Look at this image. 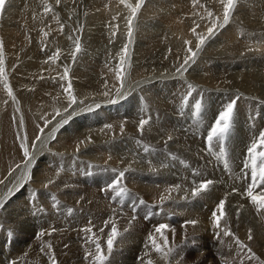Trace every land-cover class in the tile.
<instances>
[{
    "label": "bare ground",
    "instance_id": "1",
    "mask_svg": "<svg viewBox=\"0 0 264 264\" xmlns=\"http://www.w3.org/2000/svg\"><path fill=\"white\" fill-rule=\"evenodd\" d=\"M18 1L19 0H7L5 10L3 14L0 15V40H2L3 51H5V54L0 56V59L7 62H3L2 67L8 75L10 86L14 85L11 78L19 82L20 79H18L15 74L17 72H13L17 65L16 62L20 58L17 51L19 49L21 50L22 45H25L26 42L29 43V41H31V54H28L30 56L22 55L23 52L25 55L29 49H27V51L21 50L22 54L20 56H23L22 58L24 59L27 57L31 59L30 61L27 59V64L29 66L33 65V58L37 57L35 62H37L36 70L38 73L29 75V77H27L28 80H24L25 83L21 84V87H24V85H26V87L37 86V89L41 88L43 84L48 83L47 93L52 98V101L45 105L43 113H41L29 126L27 136L22 134V130L17 126L16 132H12L6 138L0 137V181H4L3 179L7 177L3 183H0V196L5 194L0 198V205H2V207H0V264H13V262H15V264H53V259L55 257L51 254L54 253L56 256V259H54L56 264H86V262L87 264L89 262L92 264L91 258L87 256V253L90 251L95 252L94 245L89 242L93 237V233L101 239L105 254H107L105 241L113 224L118 226L120 236L114 241V251L110 256L109 264H126L125 262H131L129 264H142L139 257H144L146 251L150 253V258L155 264H171V260H175L174 257L170 258L169 261H165L150 247L148 249L145 248V244L148 243V239H146L148 236H145V239H142L141 236L137 237L138 234H134V232H139V229L134 230L135 225L130 221L131 219L127 225H122V222L120 223L118 221L119 219H117V215L120 214L118 213L119 211L114 212V214L109 212V210L107 211V208H114L110 206L113 205L112 202H114L115 205L118 200L119 203L122 201L119 197H115V192L112 189L106 186L108 188L109 206L106 203L100 205L94 202H80V197L83 192L71 190L72 180L75 178V175L80 173L101 170L102 174L89 176L83 181V183L99 187L100 185H109L116 179L119 172H124L125 175L122 178L124 180L121 181V186L123 187L125 185L127 189V194L123 196L129 197L127 207L134 211L139 204L138 199L140 196H149V199H151L152 196L157 199L154 200L157 206L173 204L172 207L175 209L174 212H176V215L182 217L185 216L187 209L192 210L194 207L192 203L189 204L185 198L183 199V197L181 198L180 196L184 193L187 194V190L192 187L187 179H184L185 182L181 181L183 179H181L182 177H178L180 175L178 171L182 172L186 170V173L190 175L192 174V170L194 171L195 169L192 175L196 177V181L200 178L201 181L212 180L214 182L209 186V189L204 192L205 198L202 203L204 206L211 201L209 197L212 199L216 198L212 195L214 189H216V193L217 195L219 194L220 199L223 196L225 188L233 187L237 189L238 187L239 189L245 190L249 180H245L241 176L243 172H240V165L244 158V150L242 152L241 148L243 146H245V148L248 147L253 139L258 137L259 132L264 131V87L258 81V72L254 69L256 67H254V63L258 62V65L264 64V55L259 54L256 58V53L254 52V54L252 51L260 49L261 52V47L264 48V0H238L237 7L233 14L234 18H236L235 20L233 19L234 21L232 20L234 24L230 23L225 29L221 30V36L223 37L220 41L223 43L220 41L215 42V39L218 40L220 34H218V36L214 35L213 38H211H215L214 40L210 39V43L207 41L204 46L199 49L196 56L198 62L195 61L193 64V61H189L188 64L184 65L187 72L191 70L194 72V67H199L198 69L201 73L196 77H199V79L204 77L207 84L209 83V86H207V84H196L195 82H197V80H193V77H195L194 73L191 75L189 72L190 75L183 76L184 73H186L184 72L185 70L182 69L181 72H177L176 70L184 64V61L190 55L187 51L188 47H192L193 50H196L199 43L197 34L207 35V28L211 26L207 15L208 11H212L214 16H219L222 19L223 6L219 3V0H199V3L195 5H193L192 0H145L142 8L137 13V17H139L138 20L134 21L132 25L133 35L131 37V43L127 46L128 52L124 61V96L118 97L116 95V89L120 87V81L116 77V71L120 65L119 59L118 61H116L115 58V61L105 60V62H102L99 57H88L80 53L75 56L77 63H75L74 68L72 67L69 70L77 77H83V74L86 76L87 74L90 75V70H98L99 73H97V75L99 78L96 81L91 79L88 80L87 83H83L76 81V78H70L68 76L78 101L85 96L86 98L82 100L83 103L80 106L81 108L79 104L73 106L77 112L73 113L70 122L63 127H58V122H60L62 118L68 117V113L64 112V109L68 106V96L63 90L67 87L68 81L61 77L63 75L64 66L68 68L71 67L72 63L70 60L73 58L71 55L72 53L63 55L55 60L50 59V57L55 54L56 50H54V48L51 49L48 44L44 45V42H47L49 39L45 41V39L40 40V37L31 38L32 33L30 31L49 26L50 29L48 30H53L54 32L55 27L49 24V21L57 20L55 18L35 17L34 11L42 13L43 15L49 14V17H56L59 13H62L64 3L61 0L56 7V0H49L51 3V11L46 12L42 9L35 8L33 4L36 0H25L29 3L27 6H19L17 4ZM118 1L120 0H89V4L87 5L95 11L85 13L83 8L84 5L81 6V0H69V19L77 18L78 20L76 23L78 25H82V23H86L87 25L93 24L100 20L102 21V18L110 19V16H113L115 13L117 14V11H121V7L122 9H127L131 15V10L127 5L122 3L119 4L117 3ZM131 1L132 0H128V3H131ZM133 1L134 3L137 2V0ZM187 6H191L193 9L192 11L196 13H193V17L187 15L186 19L184 18L185 21L184 19L181 21V18H183L182 14L186 15L184 12H186ZM18 7H23V9L20 10ZM191 8L189 9L191 10ZM79 15L81 18H79ZM127 15L128 14H126V16ZM126 16H123L122 13L116 15V17H118L117 21H119L122 26L121 30L125 32V36L123 33L113 35L105 31L106 35H111L109 37L114 36L117 41H124L125 46L129 43V37L127 35L128 17ZM16 18H29V20H27L28 25L20 26V24L16 27ZM140 18H142V20H140ZM157 18L160 19L155 20ZM252 18H256L257 20ZM114 20L113 18L112 22H117ZM244 20L247 21L245 22ZM115 25L118 24L115 23L114 27ZM96 28L97 27H95V29ZM92 29L93 28L90 30ZM193 29H195V32H193ZM121 30H118V32ZM28 31L31 33L30 36H26V34H29ZM93 31L87 33H92ZM60 33L61 32L58 31L54 34L57 35L56 40L58 42H60V36H62V33ZM87 33L86 35H88ZM101 33L102 32L98 33L97 36L90 35L92 37H89V39L94 38V42L95 40L98 41L101 38L96 37L102 36ZM68 35H71V33ZM162 36H164V40L160 38ZM17 38L22 40L20 41V47L17 49L10 48L9 42ZM165 40L167 41L166 43ZM187 42H190V44ZM60 43H62V40ZM50 45L52 47L56 46L51 44V42ZM57 45L59 46V44ZM142 45L146 47L144 48ZM42 46H47L49 50L41 49ZM249 48L252 50L249 51ZM169 49L171 50L170 52ZM245 50H247V54ZM135 52H138L141 58H148V60H150L149 58H158L157 56H165V59H158L154 62L157 65H154V63L151 62L152 60L149 61V63L151 62L150 64L147 63L146 60L140 61V65H136V63H133L134 61L131 62L134 57L132 54ZM243 55H245L242 58L243 61L254 64L252 65L254 68L251 66L249 72H244L245 70L241 71L243 69L239 70V72L245 73H243L245 78H243L241 74L240 76H235L233 79L230 77L231 74H228L230 70H228V67L230 68L233 66L236 68L235 65H239L241 56ZM215 56H217V58ZM41 58L48 60L44 63L41 62ZM111 59L110 57V60ZM67 60L69 61L67 62ZM240 63H242V65L244 64L243 62ZM159 64H161L162 67H160ZM245 66H248L247 69L250 67L249 64ZM55 69L59 71L58 75L54 73ZM151 72L154 73L153 75L151 74L154 80L146 78L145 83L140 82L143 76H147L145 74ZM261 72L263 75L261 76L260 73L259 75L264 79V71L261 70ZM91 76L95 77L96 75L92 74ZM49 77L58 79L46 80ZM133 77L134 79L140 80L139 82L137 80L135 85H129L131 80L135 82ZM31 82L36 83L32 84ZM189 84L194 86V91L191 92V96H188L190 91L188 88ZM105 85H107V87ZM143 85L144 87H142ZM130 86H132V88L127 89ZM134 86L135 88L139 87L138 91L135 92V90H133L135 89L133 88ZM106 91L109 92L107 96L104 95ZM3 92H7V88L2 81L0 85V100L2 99ZM148 92H150L149 96H147ZM239 93H242V95L240 94L235 101L232 118L237 116L235 120H237L236 123L239 126L238 130L242 129L241 133L243 134H241L240 131L235 134V128L232 129V126L227 133L224 144L222 143L223 147L214 139L212 148L214 158L210 159L203 153L201 142L206 132L203 131V129H199L200 126H198L199 122L197 119L206 126L211 125L214 121V116L224 110ZM186 97L187 103L185 104L184 100ZM111 100H116L119 104L109 110V107L106 106V102ZM99 101L103 104L99 103ZM196 102H200L202 105L198 115L194 114L196 113V109L194 108ZM97 104L100 105L99 108L96 107ZM14 105V102H12L13 108ZM125 106L128 107L127 111H124ZM89 107L92 108V111L86 110ZM106 110H109L110 114H112L116 120L112 122L108 120L105 123L104 120L107 118L102 117V119H99L92 125L90 122L92 115L95 113H104ZM57 111H59L61 115H56ZM68 112L72 113L73 109H69ZM13 113L16 118L15 109H13ZM85 113L89 115H84ZM141 119L150 120V123L145 125L143 132L139 130V121ZM46 120H50L51 123L47 124L45 127ZM239 120H241L242 123H240ZM15 121L17 122V118ZM106 125H112V127L107 128L105 127ZM69 127H72V129L68 131L70 134H66L67 137L58 140L61 145L57 146L59 149L51 147L49 145V140L60 138L59 134L65 132ZM122 127L123 131H121ZM41 128H43V133L39 131ZM165 128L171 129L173 133L168 135L167 131L164 130ZM176 130L178 132L174 134ZM37 135L41 136L40 141L35 140ZM169 136H171L170 140ZM33 143H35V147L32 146ZM25 144L28 146L29 151L35 156L30 171L29 168L26 167L25 161L27 158L23 154L22 145ZM78 145L79 151H77ZM146 148L148 151H145ZM221 149L227 152V159L229 161L228 168H222L218 164L220 161H222V163L224 161V157L220 156ZM105 150H107V152H105ZM49 155H55L58 159L57 163L44 165V167L40 168V173H37L35 168L39 163L44 162ZM106 160H109V165L102 163L104 161L106 162ZM17 165H19V167H17ZM228 171L230 172L229 175ZM177 172L179 175H177ZM49 181H51V183H49ZM220 181L223 182L221 185L222 187L219 185ZM74 183L82 184L81 182ZM98 183L100 185H98ZM135 184H144L146 187L141 188ZM175 185H179L180 189L175 190L173 187ZM35 188H40V191H35ZM52 188L54 191H52ZM169 189H173L171 193H169ZM138 194L142 195L139 196ZM169 194L171 199L166 198L163 203H160L161 197H168ZM137 195L138 198H136ZM243 195L242 191L236 193L238 199L244 197ZM51 197L53 198L52 201ZM6 198H8V200L13 199V204L10 203L11 205H16L17 201L20 199L24 203L26 202L29 207L26 209V207L23 206L21 211L9 212V209L5 207ZM215 200L216 199H213V201ZM194 204L197 206V209H199L201 202L197 200ZM253 206V208H257L256 205L253 204ZM56 207L58 210H56ZM190 207L192 209H190ZM73 208L74 210L72 211L71 209ZM254 210L256 211V209ZM171 212L173 213V211ZM247 213L251 214L248 211L241 213L242 223L247 224L250 228L256 221L253 219L254 217L251 218L252 220H248L247 222L244 221V219H247L245 218V214ZM257 214L260 219V224L252 225L254 227L253 231L251 230L253 241L242 243L235 241L231 247L230 244H226L227 246L225 247L224 245L222 250L223 254L234 252L235 254L239 253L238 256L242 255L243 258L246 256L249 257L251 253L248 252V247H242V244L246 245L248 243L249 248L259 258L254 259V261L258 260L257 262H259V264H264V255L260 254H264V248L261 247L264 246V230H262L264 210L258 211ZM198 215L200 221H202V213ZM217 215H220L219 211ZM192 217L194 218L195 216ZM54 218L56 219V223L52 221ZM128 219L125 220L128 221ZM58 220L60 221L58 222ZM89 220L90 224L88 222ZM167 220L168 219H165V222ZM224 221L228 222L226 219H222L220 227H223ZM61 224L69 226V228H61ZM201 225L203 226V224ZM84 226L85 228H83ZM90 226H92L91 232L84 231V229L90 228ZM228 226L230 228L229 222ZM51 228H56L52 231L54 232L52 235L50 234L51 232L44 231H49ZM189 230L191 231V229ZM218 230L219 229L216 231ZM237 230L242 232L244 229L241 226V228ZM234 231V229L231 230V235H225L226 238L224 239L228 240L233 236L237 237V235H234ZM41 233H44V235H40ZM223 233L219 235L221 236ZM36 234H39L38 238H35ZM206 234H209L208 226ZM180 236L184 237L186 234L179 233L176 237ZM176 237L175 240L179 239ZM159 239L160 238H157V242ZM208 239L212 248L216 249V247H218L216 243H212L210 236ZM50 240H54L53 242L56 243V245H64V248L60 246L57 251L52 250L50 252V244L48 243ZM28 243L31 246H29ZM38 244L41 246H38ZM219 249L220 247L218 248V252ZM256 250L260 251V253ZM147 258L148 257H145V259ZM238 264L245 263L242 260Z\"/></svg>",
    "mask_w": 264,
    "mask_h": 264
},
{
    "label": "rangeland",
    "instance_id": "2",
    "mask_svg": "<svg viewBox=\"0 0 264 264\" xmlns=\"http://www.w3.org/2000/svg\"><path fill=\"white\" fill-rule=\"evenodd\" d=\"M63 1V3H64V7H63V9H62V13H59L56 17H49V14H46V15H43L42 13H39V12H37V11H34V16L35 17H40V18H55L57 21H49V24H52V26L53 27H55V29H54V32H53V30H48V29H50L49 28V26L48 27H42V29H35V30H33V31H28L29 32V34H26V36H30V34H31V38L32 37H40L39 39L40 40H44L45 39V41H47L48 39V41L47 42H51V44H54V45H56L55 47H52L51 45H50V42L49 43H47V42H44V45H46V44H48V46L51 48V49H53L54 48V50H56L55 51V53L59 50L60 51V56L59 57H61V56H63V55H69L70 53H73L74 51H75V42L76 41H79V43H80V47H81V51L79 52V53H77L76 54V56L77 55H79L80 53H83L84 55H87L88 57H99V58H101V61L102 62H105V60L106 61H112V60H114L115 61V58H116V61H118V59L120 60V57H121V54H123V52H122V50L124 49V47H125V45H124V41L123 42H121V41H117L116 39H115V37L114 36H112V37H109V36H111V35H106L105 34V31L107 32V33H109V34H119V33H123L124 34V36H125V32H124V30H121L122 29V26L120 25V23H119V21H117L118 19V17H116V15H119L120 13H122V15L123 16H126V14H128L126 17H129L130 16V13L127 11V9H125V8H123L122 9V7H121V11H117L118 13L116 14H113V16H110L109 18L110 19H105V18H102V21L100 20V21H98V22H96V23H93V24H86V23H82V25H78L76 22H77V18H72L73 19V21H72V19H69V0H62ZM133 2V3H132ZM117 3H119V4H121L120 3V1H118ZM131 3L132 4H135L134 3V1L132 0L131 1ZM19 6H27V5H29V3L28 2H26L25 0H19L18 1V3H17ZM87 4H89V0H81V6H83V8H84V11H85V13H89V11H95L94 9H92L91 7L89 8V6L87 5ZM34 6H35V8H38V9H42L43 11H45V9L49 6V5H51V3H50V1L49 0H36L35 2H34V4H33ZM58 6V4L56 3L55 4V6ZM56 6V7H57ZM142 8V7H141ZM161 8V7H160ZM189 8H191V6H187L186 7V12H184V14H186V15H183L182 14V16H183V18H181V21L185 18L186 19V17H187V15H189L190 17H193L194 16V14L193 13H196V12H193L192 10V8H191V10L189 9ZM18 9H20V10H22L23 9V7L21 8V7H18ZM161 10H162V8H161ZM161 10H159V11H161ZM191 12V13H190ZM189 13V14H188ZM234 14V13H233ZM79 18H81L80 17V15H79ZM115 19L114 21H117V22H112V19ZM138 18L139 17H137L136 18V20H138ZM17 20H15V24H16V27L18 26V25H20V26H25V25H28L27 24V20H29V18L27 19V18H16ZM158 19H160V18H157V19H155V20H158ZM180 19V18H179ZM185 19H184V21H185ZM236 19V18H234V16L232 15V18H231V20H230V22L226 25V26H224V27H221V28H219L218 30H216V34L215 35H217L218 36V34H220L219 36H218V40L217 39H215V42L216 41H220V39H222V37L223 36H221V30H223V29H225V27H227L230 23H233L234 24V20ZM252 19H256V18H252ZM66 20V21H65ZM135 20V21H136ZM140 20H142V18H140ZM233 20V21H232ZM257 20V19H256ZM259 20H260V18H259ZM258 20V21H259ZM72 23H71V22ZM245 22L247 21V20H244ZM73 22H74V24H73ZM69 23V24H68ZM118 24V25H115V27H114V24ZM66 24V25H65ZM102 24V25H101ZM58 25H63V31H61L60 29H61V27L60 26H58ZM78 27H77V26ZM93 25V26H92ZM66 26V27H65ZM83 26V27H82ZM88 26V27H87ZM97 27L96 29H95V27ZM109 26V27H108ZM58 27V28H57ZM60 27V28H59ZM69 27V28H68ZM80 27V28H79ZM86 27V28H85ZM106 27V28H105ZM67 28V29H66ZM91 28H93L92 30H90ZM111 28V29H110ZM70 31H69V30ZM81 29V30H80ZM88 29H89V31H88ZM114 29V30H113ZM121 30V31H123V32H121V31H119L118 32V30ZM86 30V31H85ZM94 30V31H93ZM42 31V32H41ZM58 31H60L61 33V35L62 36H60V42H61V40H62V43H60V42H58L57 40H56V38H57V35H54V34H56ZM67 31V32H66ZM69 31V32H68ZM91 31H93L92 33H87V32H91ZM48 33V35L47 36H45V34L44 33ZM65 32V33H64ZM84 32V33H83ZM100 32H102L101 34H102V36H98V37H96V38H101L100 40H95V42L93 41L94 40V38L93 39H89V37H92V36H97V34L98 33H100ZM116 32V33H115ZM66 33H68V34H70L71 33V35H68V34H66ZM86 33L88 34V35H86ZM44 34V35H43ZM80 34V35H79ZM86 36H85V35ZM41 35V36H40ZM52 35H53V37H52ZM90 35H92V36H90ZM83 36V37H82ZM51 37V38H50ZM70 37V38H69ZM85 37H87V38H85ZM68 38V39H67ZM84 38V39H83ZM95 38V39H96ZM162 40H164V36H162V37H160ZM213 38V37H212ZM64 39V40H63ZM214 39H211V40H214ZM56 40V41H55ZM59 40V39H58ZM20 41H22L21 39H19V38H17V39H13V40H11L10 42H9V47L11 48H15V49H17L18 47H20ZM167 41L165 40V43H166ZM208 42L210 43V39L208 40ZM220 42H222V41H220ZM26 43H28V42H26ZM25 43V45H22V48H21V50L23 51H27V49H29L28 51H27V53L24 55V52H23V54H22V52H21V50L19 49L18 51H17V54H18V56L20 57L18 60H17V62H16V67L14 68V70H13V72H17V73H15L16 74V77H18V79H20L19 80V82H17L16 80H14L13 78H11L12 80H13V82H14V85L13 86H11V88H12V95H9L8 94V91L7 92H3L2 94V99L0 100V137H8L12 132H16V130H17V126H19V128L22 130V134H24V135H28V133H27V130H28V128H29V126L33 123V121L37 118V117H39V115L41 114V113H43V111H44V109H45V105L46 104H48V103H50L51 101H52V98L48 95V93H47V85H48V83H45V84H43L42 85V87L41 88H37L36 89V87L37 86H29V87H26V85H24V87H21V84H23V83H25V81L24 80H28V78L27 77H29V75H34V74H37L38 73V71L36 70L37 69V67H36V65H37V62H35L36 61V58L37 57H34L33 59H34V63H33V65H31V66H29L28 64H27V59L30 61L31 59L29 58V57H27V58H22L23 56H26V55H28V54H31V52H30V46H31V41H29V43L28 44H26ZM142 43V42H141ZM223 43V42H222ZM57 44H59V46L57 45ZM61 44V45H60ZM103 44V45H102ZM129 44L130 43H127L126 45L127 46H129ZM143 44V43H142ZM160 44V43H159ZM25 46V47H24ZM93 46H94V48H93ZM142 46H144V45H142ZM96 47V48H95ZM146 46H144V48H145ZM23 48H25V49H23ZM98 48V49H97ZM41 49H47V50H49V48H47V46L45 47V46H42V48ZM73 49V50H72ZM63 50V51H62ZM252 50V49H251ZM250 50V48H249V51H251ZM263 50H264V48H262L261 47V52H263ZM71 51V52H70ZM84 51V52H83ZM116 51V52H115ZM121 51V52H120ZM171 50L169 49V52H170ZM246 51V54H247V50H245ZM253 51V53L256 55V58L258 57L257 55H259V54H262V55H264V52L263 53H261L260 52V49L258 50L257 49V51L256 50H252ZM86 52V53H85ZM203 52V51H202ZM201 52V53H202ZM257 52H259V53H257ZM3 54H5V51H3ZM23 55V56H20V55ZM136 54V55H135ZM159 54H161V55H165V54H162V53H159ZM101 55V56H100ZM28 56H30V55H28ZM112 58L111 60H110V57ZM132 56H134L133 57V60L131 61V62H133L134 64L136 63V65H140L139 63H140V61H146L147 63H149V61H151L152 63H154V62H156L158 59L159 60H164L165 59V56H163V57H160V56H157L158 58H149L150 60H148V58H141L140 56V54H138V52H135L134 54H132ZM131 56V57H132ZM168 56V55H167ZM245 55H243V56H241V60H240V62H243L244 64L242 65V63H240L239 62V65L238 66H236L235 65V67L236 68H234L233 66H231L230 68L228 67V70H229V72H228V74H231L230 75V77L231 78H235V76H240L241 74V76H243V78H245V76L243 75V73L244 72H246V71H248L249 72V70L251 69V66L252 65H254V67L252 66V68H254L258 73H257V75L260 77H258L257 76V78H258V81L263 85V87H264V79H263V77H261L262 75H263V73L261 72V70L262 71H264V67H262V66H264V64H259L258 65V62L257 63H254V64H251V63H246V62H244L243 61V57H244ZM109 57V58H108ZM138 59H137V58ZM216 58H217V56H215ZM142 60H141V59ZM103 59V60H102ZM132 59V58H131ZM140 59V60H139ZM144 59V60H143ZM196 60H194L193 61V64L195 63V61L196 62H198V59L197 58H195ZM25 60V61H24ZM41 60V62H46L48 59H44V58H41L40 59ZM72 60V61H71ZM70 60V62L72 63L71 64V67L69 68V69H71L72 67L74 68V65H75V63H77V60H76V57H75V59H71ZM239 60V59H238ZM69 60H67V62H68ZM73 61H75V62H73ZM137 61V62H136ZM4 62V61H3ZM66 62V61H65ZM101 62V63H102ZM150 62V63H151ZM4 63H7V62H4ZM149 63V64H150ZM260 63V62H259ZM248 65L249 64V68L247 69V67L248 66H245V65ZM154 65H157V64H155L154 63ZM70 66V65H69ZM159 66L160 67H162V65L161 64H159ZM244 66V67H243ZM189 67H190V65H189ZM240 67V68H239ZM242 67V68H241ZM199 68V67H198ZM197 67L195 68L194 67V69H195V71L193 72L192 70L191 71H184V72H186V73H184V75L183 76H188V75H190L189 74V72L191 73V75H193V73H194V76L195 77H193V80H197V82H195V81H193V82H195L196 84H200V85H205V84H207V81H205V79H204V77H201L200 79H199V77H196V76H199L200 75V73H201V71L198 69ZM239 68V69H238ZM257 68V69H256ZM236 70V72H235V70ZM238 69V70H237ZM241 69H243V70H241ZM231 70H234V71H231ZM239 70H241V71H244V72H239ZM260 70V71H259ZM93 73H92V72ZM94 71H95V73H94ZM197 72V73H196ZM199 72V73H198ZM232 72V73H231ZM56 75H58L59 74V71L57 70V69H55V72H54ZM88 73V72H87ZM97 73H99L98 72V70L96 71V70H90V72H89V74L90 75H88L87 74V76L85 75V74H83V77H77V76H74L73 74V72L72 71H69V77L70 78H76V81H80V82H83V83H87L88 82V80H93V81H96L98 78H99V76L97 75ZM235 73H236V75H235ZM240 73V74H239ZM259 73L261 74V76L259 75ZM14 74V73H13ZM96 75L95 77L94 76H91V75ZM151 74L153 75L154 73L153 72H151V73H147V74H145V75H147L146 77L145 76H143L142 78H141V81L140 82H142V83H145V80H146V78H153L152 76H151ZM186 74V75H185ZM245 74V73H244ZM85 75V76H84ZM132 77V76H131ZM145 77V78H144ZM27 78V79H26ZM82 78V79H81ZM100 78H101V76H100ZM58 78H52V77H49L48 79H46V80H57ZM156 79V78H155ZM260 79H263V80H260ZM133 80H135V82L134 81H130V84L129 85H131V84H133V85H135V83L137 82V80L138 79H134V77H133ZM140 80V79H139ZM139 80H138V82H139ZM143 80H144V82H143ZM152 80H154V79H152ZM151 80V81H152ZM3 80H2V78H0V85H1V82H2ZM45 81V80H44ZM42 82V81H41ZM133 82V83H132ZM199 82V83H198ZM32 84H34V83H36V82H31ZM141 85V84H140ZM207 86H209V83L207 84ZM142 87H144V85L142 86ZM142 87H140V88H142ZM130 88H132V86H130L129 88H127V89H130ZM133 88H135V86L133 87ZM5 89V88H4ZM126 89V90H127ZM138 89H139V87H136L135 89H133V90H135V92L136 91H138ZM64 90V89H63ZM148 95L147 96H149L150 95V92H148L147 93ZM240 94L242 95V93H239V94H237V96L235 97V99H233V101L235 102L236 101V99H237V97L238 96H240ZM86 98V96L85 97H83L82 99H79V101H82L83 99H85ZM112 101V100H111ZM120 101V100H119ZM130 101V100H129ZM232 101V102H233ZM12 102H14V108H13V106H12ZM110 102V101H109ZM109 102H106L107 104H106V106H108L109 107V110L112 108V107H114V106H116L117 104H119L118 102L117 103H110L109 104ZM99 103H101V104H103L101 101H99ZM8 104H11V105H8ZM81 104L82 103H80L79 104V107L81 106ZM106 106H103V107H106ZM81 108V107H80ZM79 108V109H80ZM13 109H15L16 110V118H17V122L15 121V114L13 113ZM109 110H106L104 113H95V114H93L92 115V117L90 118V122H91V124L93 125V124H95L99 119H102V117H106L107 119H105L104 121H105V123H106V121H115L116 120V118L115 117H113L112 116V114H110V112H109ZM128 110V107L127 106H125V108H124V111H127ZM223 111V110H222ZM75 112H77V111H75ZM221 112V111H220ZM219 112V113H220ZM200 113V110H199V112H197L196 111V113H194V114H196V115H198ZM218 113V114H219ZM84 115H89L88 113H85ZM87 117H89V116H87ZM218 117V115H216V116H214V120L216 119ZM237 118V116L236 117H234V118H232V120H231V125L233 126L232 127V129H234L235 130V134H237V132H239L240 131V133L242 132V129H239L238 130V125H237V123H236V121L237 120H235ZM104 119V118H103ZM198 120V122H199V125L198 126H200L199 127V129H203V131H205V132H207L209 129H210V126H212L213 125V122L211 123V125H208V126H206V125H204V123L203 122H201L199 119H197ZM240 121V123H242L241 122V120H239ZM236 123V124H235ZM72 127H74V126H72ZM72 127H69V128H67V130L65 131V132H63V133H60L59 135H60V138H57V139H51V140H49V145L51 146V147H53V148H56V149H59V148H57V146H61L60 144H59V142H58V140L59 139H64L65 137H67L66 136V134H70L68 131L69 130H71L72 129ZM165 131H167V133H168V135H171L172 133H173V131L171 130V129H164ZM207 130V131H206ZM177 130L175 131V133L174 134H177ZM241 134H243V133H241ZM199 135H200V133H199ZM207 141V140H206ZM223 144H224V142H223ZM244 148H245V146H243L242 148H241V151L243 152V150H244ZM105 152H107V150H105ZM105 152H104V154H105ZM211 153L214 155V152L211 150ZM101 156V155H100ZM244 158H245V156H244ZM57 158H56V156L55 155H49L47 158H46V160L44 161V162H42V163H39V165L35 168L36 169V171H37V173H40V168H42V167H44V165H47V164H56L57 163ZM154 160V159H153ZM107 162V163H106ZM106 162L104 161V162H102V163H105L106 165H109L110 163H109V160H106ZM109 163V164H108ZM209 163V162H208ZM238 165H240V164H238ZM194 171H195V169H194ZM193 170H192V174H194L193 172H194ZM91 172V174H89ZM178 172H180L179 174L181 175H179L178 174ZM177 172V175H179L178 177L179 178H181V179H183V180H181L182 182H185V180L187 179V181L188 182H190L191 183V187H193L194 185H193V183L191 182V181H196V177H194L192 174H190V175H188L187 173H186V170L185 171H178ZM96 174H102V171L100 170V171H94V170H92V171H89V172H84V173H80V174H78V175H75V178L72 180L73 182H72V186H71V190H74V191H82L83 193H82V196L80 197V202H94V203H99L100 205H103L104 203H106L108 206H109V195L107 194V190H108V185H100L99 183H98V185H100L99 187H96L95 185H90V184H86V183H83V181H84V179L85 178H88L89 176H94V175H96ZM230 174V172L228 171V175ZM188 175V176H187ZM118 177V176H117ZM116 177V178H117ZM186 177V178H185ZM187 177H189V178H187ZM191 177V178H190ZM7 177H5L3 180L5 181V179H6ZM194 178V179H193ZM185 179V180H184ZM53 180H56V179H53ZM122 180H124V179H122ZM3 181V182H4ZM180 181V182H181ZM201 181L200 180V178L196 181L197 183H199V182ZM74 182H81L82 184H76V183H74ZM130 182V181H129ZM181 182V183H182ZM56 183V182H55ZM223 184V182L222 181H220L219 182V185L221 186ZM136 186H138V187H141V188H144V187H146L144 184H135ZM107 186V187H106ZM123 187H125V185L123 186ZM222 187V186H221ZM107 188V189H106ZM232 188L233 187H231V188H225V191L223 192V196H222V198L220 199L219 198V194L217 195V191H216V189H214L213 191H212V195L214 196V197H216V198H213V199H216V200H218L219 202L221 201V200H224L225 201V208H224V212L226 213V215L222 218L223 220L224 219H226L228 222H229V224H230V228H229V226H228V222H226V221H224V225H223V227H220L219 228V230L218 231H216L217 229L216 228H214V226H213V221H212V219H211V216H212V212H213V210L214 209H217V206H218V204H219V202L218 201H213V199L212 198H210L209 197V199H211V201H209V203H207V204H205V206L202 204L203 202H204V192L202 193L203 194V196H202V194L199 196V197H192V196H190L191 195V189H188L187 190V194L190 196H188L186 193H184V194H181L180 196H181V198L183 197V199L185 198V196L187 195V199H186V201H188V203L190 204V203H192V205H193V209L190 207V209H192V210H188L187 209V212H186V214H185V216H178V215H176V212H174V208L172 207V205L173 204H170V205H166V204H163V205H161V206H157L156 204L157 203H155L154 202V200H157V199H155V198H153L152 196H151V199H149L150 197L148 196H146V197H144L142 194H138L139 196L140 195H142V196H140V198L142 199V201L141 202H139V204H138V206L135 208V210L133 211V210H131L129 207H127V204H128V200H129V197L128 196H126V197H119L120 199H122V201L119 203L118 201V204H117V202H116V204L114 205V202H112V204L114 205H110L111 207H114V208H107V211L109 210V212H111L112 214H114V212H118V213H120V214H118L117 215V219H119L118 221L122 224V225H127V223L129 222V220L133 223V225H135L134 226V230H138L139 232H134V234H138L137 235V237H142V239L144 238L145 239V236H149V234L150 233H153V234H155L156 235V237L157 238H160V236H158L159 234H156L155 233V227L156 226H158L159 224H161V223H165V224H168V225H170V228H172V229H174V233L172 232V231H168V232H166L165 234L167 235V237H168V239H169V242H170V245L171 246H173V247H176L177 248V252L174 254V259L175 260H171V264H238L240 261H242L243 260V262L245 263V264H259V262H257L258 260H255L254 261V259H251V260H249V258H248V256H246L245 258H243L242 257V255H240V256H238L239 255V253H234V252H229L228 254H223L222 253V250H223V247H224V245H225V247L228 245V244H230V247H231V245H233V243L235 242V241H237V239L239 240V242H251V241H253L252 239H249L248 240V236L249 235H251L252 237H253V235L251 234L252 233V231H253V229H254V227L252 226V225H256V224H260V219H259V216H258V214H257V208H253L254 206H253V204H252V202H251V200H250V198L249 197H240L239 199H238V197L236 196V193L237 192H233L232 193ZM228 189V190H227ZM233 189H235V188H233ZM35 191H37V192H39L40 191V188H35ZM52 191H54V189L52 188ZM214 192V193H213ZM229 193H230V195H229ZM225 194V195H224ZM227 194V195H226ZM5 195V194H4ZM3 195V196H4ZM138 195H137V197L136 198H138ZM184 195V196H183ZM216 195V196H215ZM229 195V196H228ZM3 196H0V198H2ZM8 197V196H7ZM230 197V198H229ZM9 198V197H8ZM8 198H6V200H5V207H7L8 209H9V212H15V211H21L22 210V207L23 206H25L26 207V209L29 207V205L25 202H23V201H21L20 199L17 201V204L16 205H11L10 203H12L13 204V199H9L8 200ZM193 198V199H192ZM237 198V199H236ZM194 199H195V201H194ZM220 199V200H219ZM53 200V198L51 197V201ZM197 200H199L200 202H201V204H200V206H199V209H197V206H195V204H194V202H196ZM237 200V201H236ZM248 200H249V202H248ZM138 201H139V199H138ZM231 201V202H230ZM245 201V202H244ZM132 202V201H131ZM244 202V203H243ZM248 202V203H247ZM153 203V204H152ZM161 203V202H160ZM212 203V204H211ZM243 203V204H242ZM251 203V204H250ZM50 204V203H49ZM155 205V206H154ZM243 207H242V206ZM251 205V206H250ZM118 206H120V207H118ZM203 206V207H202ZM169 207H170V209H169ZM202 207V208H201ZM207 207V208H206ZM234 207V208H233ZM242 209H241V208ZM252 207V208H251ZM214 208V209H213ZM161 210L160 211V213L158 214L157 213V211L158 210ZM233 209V210H232ZM254 209H256V211L254 210ZM56 210H58L57 209V207H56ZM72 211L74 210V208L73 209H71ZM117 210V211H116ZM206 210V211H205ZM242 210V211H241ZM171 211H173V213L171 212ZM196 211V212H195ZM205 211V212H204ZM227 211V212H226ZM231 211V212H230ZM233 211V212H232ZM244 211H248V212H250L251 214H249V213H247V214H245L246 216H245V218H247V219H244V221H248V220H252L251 218H253L256 222L255 223H253L251 226H250V228L247 226V224H245V223H242V216H241V213H244ZM61 212V211H60ZM165 212V213H164ZM217 212H218V210H217ZM122 213V214H121ZM132 213V214H131ZM172 214V216L171 217H168L167 216V214ZM193 213V214H192ZM201 213H202V221H200V219H199V215L198 214H200L201 215ZM228 213V214H227ZM233 213H234V215H233ZM131 214V215H130ZM220 214V213H219ZM232 214V215H231ZM187 215V216H186ZM198 215V216H197ZM210 215V216H209ZM128 216V217H127ZM130 216H131V218H130ZM192 216H195L194 218L192 217ZM233 216V217H232ZM250 216V217H249ZM112 217V216H111ZM185 217V218H184ZM198 217V218H197ZM226 217V218H225ZM122 218V219H121ZM128 219V221H126L125 219ZM204 218V219H203ZM231 218V219H230ZM165 219H168L166 222H165ZM187 219V220H186ZM189 219L190 220H193V219H195L196 221L198 220V225L196 224V225H187V226H185V222L186 221H189ZM237 219V220H236ZM55 218L54 219H52V221H54V223H56L55 222ZM106 221H109L108 219H105ZM204 220V221H203ZM230 220V221H229ZM239 220V221H238ZM60 220H58V222H59ZM112 221V220H111ZM235 221V222H234ZM49 222V221H48ZM89 222V224H90V220L88 221ZM206 222V223H205ZM225 222H226V224H225ZM238 224H237V223ZM210 223V224H209ZM234 223H236V224H234ZM201 224H203V226L201 225ZM205 224V225H204ZM236 226H234V225ZM242 224V225H241ZM62 226H61V228H63V229H67V228H69V226H66V225H64V224H61ZM237 225H238V228H241V226H242V228L245 230V232H244V230L241 232H239L237 229ZM113 226V225H112ZM117 228H118V226L117 225H115ZM136 226H137V228H136ZM190 226V227H189ZM201 226V227H200ZM207 226L209 227V234H206V229H207ZM262 226L264 227V223H262ZM228 227V228H227ZM246 227V228H245ZM248 227V228H247ZM252 227V228H251ZM262 227V230H264V228ZM83 228H85V226L83 227ZM90 228H92V226H90ZM201 228V229H200ZM222 228V229H221ZM235 230L234 231V235H237V237H232L231 239H228V240H225L224 238H226V236L225 235H228V234H226V233H230L231 232V230H233V229ZM54 229H56V228H51L49 231L48 230H44V231H47V232H51L50 234L52 235V234H54V232H52V231H54ZM189 229H191V231L189 230ZM205 229V230H204ZM226 229H227V231H226ZM248 229V230H247ZM119 230V229H118ZM183 230V231H182ZM201 230V231H200ZM252 230V231H251ZM196 231H197V233H196ZM238 231V232H237ZM188 232V233H187ZM192 232V233H191ZM224 232V233H223ZM235 232H236V234H235ZM248 232V233H247ZM171 233V234H170ZM179 233H182V234H186V236H187V242L185 241V236L184 237H176ZM199 233H201V234H199ZM221 233H223V235H219V234H221ZM139 234H141V235H139ZM190 234V235H189ZM195 234V235H194ZM239 234V235H238ZM243 236H242V235ZM245 234V235H244ZM247 235V236H246ZM211 237V239H212V243H216V246H218V247H216V249H214V248H212V246L210 245V242H209V239H208V237ZM39 237V234H36V236H35V238H38ZM175 237L176 238H179V239H177V240H175ZM240 237V238H239ZM244 237V238H243ZM193 238H195V239H193ZM221 238V239H220ZM223 238V239H222ZM235 238H237V239H235ZM246 238V239H245ZM146 239H148V237H146ZM195 241V243H194V245H193V243H192V241ZM198 240V241H197ZM230 240V241H229ZM244 240V241H243ZM54 241V240H53ZM52 240H50L48 243L50 244V245H52L51 247H49V251L51 252L52 250H55V251H57L59 248H60V246L62 247V248H64V245H56V243H54ZM61 241H63V240H61ZM51 242H53V243H51ZM228 242V243H227ZM232 242V243H231ZM158 243H163V241H162V239L160 238L159 239V241H158ZM53 244H55V245H53ZM227 244V245H226ZM28 245L29 246H31L29 243H28ZM247 245V247L249 248V246H248V243L246 244ZM38 246H41L40 244H38ZM59 246V247H58ZM57 247V248H56ZM211 247V248H210ZM220 247V249H219V252H218V248ZM229 247V248H230ZM251 247V246H250ZM262 248H264V246H261ZM56 248V249H55ZM226 249H228V248H226ZM54 251V252H55ZM257 251V250H256ZM237 252H239V251H237ZM257 252H259L260 253V251H257ZM261 255H264V254H262V253H260ZM53 257H55L54 259H56V256H55V253L54 254H51ZM250 261H251V263H250ZM132 262H136V261H132ZM256 262V263H255ZM42 263H43V261H42ZM77 263V262H76ZM90 263V262H89ZM88 263V264H89ZM110 263V262H109ZM108 263V264H109ZM126 264H129V263H131V262H125ZM86 264H87V262H86ZM91 264V263H90Z\"/></svg>",
    "mask_w": 264,
    "mask_h": 264
},
{
    "label": "snow or ice",
    "instance_id": "3",
    "mask_svg": "<svg viewBox=\"0 0 264 264\" xmlns=\"http://www.w3.org/2000/svg\"><path fill=\"white\" fill-rule=\"evenodd\" d=\"M61 0H56V3L59 4ZM193 5L199 3V0H192ZM7 0H0V15L3 14L5 7H6ZM120 3L126 4L127 7L131 10V15L127 18V24H128V37H129V43H131V37L133 35V29L132 25L134 21L137 18V13L140 11L142 5L145 3V0H137L135 5L128 3V0H120ZM219 3L223 6V16L222 19L219 16H214L212 11H208L207 15L210 20L211 26L207 28V35H201L197 34L198 38V45L196 50H193L192 47H188L187 51L190 53L188 58L184 61V64H182L179 68H177V72H181V70H185L184 65L188 64L189 61H194L198 51L200 48L204 46V44L211 39L215 34L216 30L218 28L226 26L231 18L232 15L237 7L238 0H219ZM45 11H51V5H49ZM61 31H63V25H61ZM193 32H195V29H193ZM48 33H45V36H47ZM190 44V42H187ZM81 51L80 43L79 41L75 42V51L71 54L73 59H75V56L77 53ZM123 54L120 57V65L119 68L116 71V77L120 81V87L116 89V95L118 97L124 96V61L127 56L128 47L127 45L122 50ZM3 55V44L2 40H0V56ZM60 56L59 50L52 56L50 59H58ZM3 60L0 59V78H2L3 83L5 87L7 88L8 94L12 95V88L9 85V78L7 73L4 71V68L2 67ZM69 68L67 66H64L63 69V75L62 79L67 80V87L64 88V91L67 93L68 96V106L64 109L65 113H68L67 118H62L60 122H58V127H63L64 125L68 124L70 122V119L72 118L73 113L75 112V109L73 108L74 105H78L80 103H83V101H78L77 96L74 94L72 89V83L68 79L69 76ZM107 87V85H105ZM189 93L188 96H191V92L194 91V86L189 84ZM104 95H109V92H105ZM118 101L112 100L110 103H116ZM184 103H187V97L184 100ZM234 104L235 102H230L226 108L221 111L218 114L217 119L215 120L214 124L210 126V130L207 133L206 140L209 151L213 148V141L214 139L217 140L219 143H222L223 140L226 138L227 133L231 127V120L233 117L234 112ZM201 103L196 102L194 105V108L197 112L201 109ZM97 108L100 107L99 104L96 105ZM73 109L72 113H69L68 110ZM87 111H92V108L89 107L86 109ZM56 115H61L59 111H57ZM51 123L50 120L45 121V127L47 124ZM149 119H141L139 121V130L143 132L145 125L149 124ZM105 127L111 128L112 125H106ZM41 133H43V128L39 130ZM121 131H123V127L121 128ZM90 139V138H89ZM171 139V136H169V140ZM36 141L41 140V136L37 135L35 138ZM35 147V143L32 145ZM23 147V154L27 158L25 161L26 167L31 168L32 161L35 159V156L33 153L29 151L28 146L22 145ZM77 151H79V145L77 146ZM145 151H148L146 148ZM247 153V159L245 160L243 167L244 168H250L251 173L250 177L245 174L243 178L250 179V182L248 183L245 191V195L250 198L252 204L257 206V210H264V131L259 132L258 137L254 138L253 141L249 144V146L246 149ZM220 156L224 157V167H229V161L227 159V152L224 149H221ZM19 167V165H17ZM124 172H119L118 177L114 179L109 185L108 188L112 189L115 192V197H123L127 194V189L125 187L121 186L122 178L124 177ZM0 183H3V181H0ZM51 183V181H49ZM193 187L191 188V196L192 197H199L203 192H206L209 189V186L212 185L214 182L212 180H206V181H200L197 183L196 181H192ZM175 190H179L180 186L175 185L173 186ZM260 191H257V190ZM173 189H169V193H171ZM235 191V190H234ZM171 199V196L169 194L168 197H161L160 202L163 203L165 199ZM185 199H187V195L185 196ZM2 207V205H0ZM225 208V201L221 200L217 206V209H214L212 212L211 219L213 221V226L216 229L220 228L221 220L226 215L224 212ZM217 210L219 211L220 215H217ZM198 221L196 220H189L185 222V226L187 225H196ZM86 232H91V228L84 229ZM102 231V230H101ZM168 231H172L174 233V229L170 228V225L161 223L158 226L155 227V233L159 234L160 238L162 239L163 243L157 242V237L155 234L150 233L148 236V243L145 244V248L148 249L149 247L159 254L160 258L169 261L170 258L174 257V254L177 252V248L170 245L169 239L167 235L165 234ZM11 234V233H9ZM228 235H231V233H226ZM40 235H44V233H41ZM120 236V232L118 228L113 224L111 227L110 233L107 235V239L105 241L106 244V251L107 254H105L104 245L101 243V239L96 236L95 233H93L92 239L89 241L92 243L95 247V252H88L87 256L91 258L92 264H108L110 260V256L114 251V241ZM253 237L251 235L248 236V239H252ZM185 241L187 242V236H185ZM238 243L239 240L237 239ZM193 245L195 241H192ZM51 247V245H49ZM242 247L247 248V245H243ZM248 252L251 253V255L248 257L249 259H259L254 252L250 248H248ZM145 257H148L145 259ZM142 264H155V262L150 258V253L148 251L145 252L144 257H139ZM15 264V262H13ZM53 264H56L55 260L53 259Z\"/></svg>",
    "mask_w": 264,
    "mask_h": 264
}]
</instances>
